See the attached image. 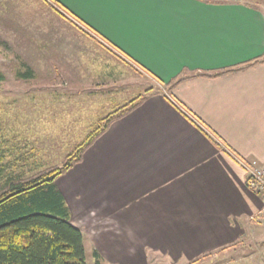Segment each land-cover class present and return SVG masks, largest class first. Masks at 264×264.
Masks as SVG:
<instances>
[{
  "label": "crops",
  "instance_id": "obj_1",
  "mask_svg": "<svg viewBox=\"0 0 264 264\" xmlns=\"http://www.w3.org/2000/svg\"><path fill=\"white\" fill-rule=\"evenodd\" d=\"M52 1L162 87L56 179L70 224L111 263L255 249L250 259L264 264V195L241 167L264 164V63L195 76L264 57V1Z\"/></svg>",
  "mask_w": 264,
  "mask_h": 264
},
{
  "label": "rangeland",
  "instance_id": "obj_2",
  "mask_svg": "<svg viewBox=\"0 0 264 264\" xmlns=\"http://www.w3.org/2000/svg\"><path fill=\"white\" fill-rule=\"evenodd\" d=\"M28 68L31 78H20ZM0 72V167L13 173L62 166L101 118L147 89L162 90L52 0H0ZM83 239L84 261L94 264ZM254 250L223 249L191 264H256ZM132 258L102 257V264H141ZM150 258L147 264H164Z\"/></svg>",
  "mask_w": 264,
  "mask_h": 264
},
{
  "label": "trees",
  "instance_id": "obj_3",
  "mask_svg": "<svg viewBox=\"0 0 264 264\" xmlns=\"http://www.w3.org/2000/svg\"><path fill=\"white\" fill-rule=\"evenodd\" d=\"M257 63H264V57L233 69L195 76L219 77ZM31 75L28 68L18 76L27 79ZM3 80L0 72V82ZM178 83L179 80L170 84L168 90ZM150 91L151 88L145 90L144 94L101 118L72 149L62 166L34 172L23 169L16 173L0 167V264H86L82 233L70 224L68 208L55 181L81 160L85 150L113 121L140 105ZM92 255L94 264H102V257L96 250Z\"/></svg>",
  "mask_w": 264,
  "mask_h": 264
},
{
  "label": "built area",
  "instance_id": "obj_4",
  "mask_svg": "<svg viewBox=\"0 0 264 264\" xmlns=\"http://www.w3.org/2000/svg\"><path fill=\"white\" fill-rule=\"evenodd\" d=\"M241 167L246 186L257 194L264 195V164L256 162H242Z\"/></svg>",
  "mask_w": 264,
  "mask_h": 264
}]
</instances>
